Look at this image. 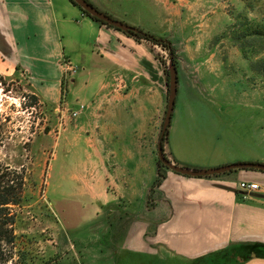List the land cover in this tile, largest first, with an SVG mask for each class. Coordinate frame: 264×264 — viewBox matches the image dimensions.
Here are the masks:
<instances>
[{"label":"crops","instance_id":"0c3cea01","mask_svg":"<svg viewBox=\"0 0 264 264\" xmlns=\"http://www.w3.org/2000/svg\"><path fill=\"white\" fill-rule=\"evenodd\" d=\"M88 1L114 19L162 38L164 27L181 18L180 7L191 8L199 0ZM0 54L15 62L42 102L56 106L68 90V110L61 113L70 124L63 142L67 153H79L69 179L80 197L89 198L80 206L91 208L97 219L85 225L83 249L80 256L72 255L74 264H134L155 258L184 264H264V172L189 177L170 170L152 191L167 83L148 45L92 20L70 0H0ZM64 59L78 69L67 88ZM213 59L212 54L206 61L207 72L214 69L208 64ZM177 70L174 109L181 114L200 100L187 71ZM181 76L187 81L184 91ZM227 82L225 100L256 110L257 103L245 98L257 94L255 89H236L235 81ZM76 101L86 109L72 120L68 112L76 109ZM249 120L252 144L212 148L197 139L185 143L191 132L177 119L168 131L166 152L194 169L264 163L262 113H251ZM243 181L258 183L260 190L245 195L239 188ZM56 245L48 251L55 254ZM67 261L64 256L60 264Z\"/></svg>","mask_w":264,"mask_h":264},{"label":"rangeland","instance_id":"374dc122","mask_svg":"<svg viewBox=\"0 0 264 264\" xmlns=\"http://www.w3.org/2000/svg\"><path fill=\"white\" fill-rule=\"evenodd\" d=\"M190 5L180 7L181 18L164 27L162 38L173 43L177 66L182 74L187 71L200 101L182 115L174 109L170 127L178 119L179 125L190 129L185 143L197 139L212 148L229 143L249 146L253 142L250 114L262 113L264 123V0H199ZM204 14L208 16L203 18ZM142 41L169 61L167 49ZM212 54L214 59L208 64L214 69L207 72L206 61ZM15 67L12 59L0 54V167L10 166L25 179L22 202L14 208L16 240L7 247L11 258L0 264H60L64 256L66 264H74L72 255L80 256L83 249L80 240L85 225L97 219L91 208L80 206L89 198L80 197L77 184L69 179L79 153L78 149L67 153L63 142V131L70 124L61 113L68 110V90L56 106L42 102L32 93L26 75ZM181 77L184 91L187 81ZM225 81H235L236 89L241 85L248 91L255 89L257 94L248 93L245 98L257 103L256 110L225 100ZM80 104L76 101V108ZM230 132L240 134L232 137ZM262 148L264 153V137ZM65 238L69 247L63 245ZM56 243L55 254L48 251ZM169 260L134 264H184Z\"/></svg>","mask_w":264,"mask_h":264},{"label":"trees","instance_id":"16d2710c","mask_svg":"<svg viewBox=\"0 0 264 264\" xmlns=\"http://www.w3.org/2000/svg\"><path fill=\"white\" fill-rule=\"evenodd\" d=\"M88 1V0H87ZM72 4L78 7L85 15L90 17L92 20L99 22L102 25L112 28L116 31L122 32L127 36L135 38L138 42H143V39H147L153 43V45H158L167 49L170 53V56L173 57V61L177 67V55L176 49L173 46V43L165 40L164 38H158L153 36L150 33L140 30V33H125L119 29L113 28L112 26L98 20L95 17L90 16L85 12L79 5H77L73 0H70ZM89 2V1H88ZM90 3V2H89ZM151 52L154 54L155 58L161 63L163 68V73L168 84V69L167 62L153 47H151ZM0 83L2 79L0 77ZM162 146L164 155L167 159L178 164L169 153L166 152L165 146L168 144V137H161ZM157 177L154 181L152 190L155 186H159L163 179L166 176L167 171H170L160 160L157 159ZM25 186L24 176L19 173L17 170L12 169L10 166L0 167V263L7 262L11 256L7 250L8 246H11L15 243V225L17 222V216L14 213V208L20 206L22 202V193Z\"/></svg>","mask_w":264,"mask_h":264},{"label":"water","instance_id":"95a60500","mask_svg":"<svg viewBox=\"0 0 264 264\" xmlns=\"http://www.w3.org/2000/svg\"><path fill=\"white\" fill-rule=\"evenodd\" d=\"M73 1L77 5H79L85 12H87L90 16L97 18L98 20L112 26L113 28L119 29L127 34L140 33L139 29L130 26L122 21L116 20L110 17L108 14L101 12L94 5L89 3L87 0H73ZM167 69H168L167 106H166L161 137H168V131L171 124V119L174 112L177 93H178V70L173 61L172 56H170V59L167 62ZM158 158L169 170L189 177L217 176L234 170H258L264 172L263 163H253V162L236 163V164L226 165L217 168H210V169H194L191 167L178 165L165 157L161 141L158 145Z\"/></svg>","mask_w":264,"mask_h":264},{"label":"built area","instance_id":"2783aa9c","mask_svg":"<svg viewBox=\"0 0 264 264\" xmlns=\"http://www.w3.org/2000/svg\"><path fill=\"white\" fill-rule=\"evenodd\" d=\"M62 68L63 82L65 85H67L70 82V79L77 74L78 69L70 60L67 59H64L62 61ZM85 109V105L80 104L78 108L70 110V117L73 119H77ZM239 188L245 195H251L252 193L258 192L260 190V185L258 183L243 181L239 183Z\"/></svg>","mask_w":264,"mask_h":264}]
</instances>
